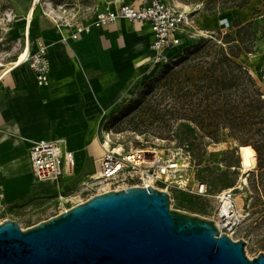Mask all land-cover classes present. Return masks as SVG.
Returning <instances> with one entry per match:
<instances>
[{
  "label": "rangeland",
  "instance_id": "1",
  "mask_svg": "<svg viewBox=\"0 0 264 264\" xmlns=\"http://www.w3.org/2000/svg\"><path fill=\"white\" fill-rule=\"evenodd\" d=\"M141 0H125L138 3ZM193 15L197 34L186 44L198 45L204 39L218 41L221 34L234 32L235 19L241 18L246 23L253 21L257 45L252 53L243 52L241 63L248 68L256 82L264 92V0H247L238 6L226 0H169ZM26 0H0V65L11 66L19 57L25 42V19L28 9H24ZM240 11L242 17L235 15ZM228 20L229 26L223 23ZM137 25L127 24L124 32L131 40ZM139 39V38H134ZM144 47L140 52V64L135 66L130 83L123 90L120 98L109 107H100L95 120L89 123V133L102 141L107 134L111 135L117 146L125 150L156 147L168 150L182 147L184 155L196 171L197 176L206 182L211 194H217L234 186L239 207L246 218L233 234L235 239L247 241L246 255L252 259L264 253V153L263 163L259 164L247 175V183L241 180L239 169L240 143L231 136L229 129L224 128L220 139L212 141L204 137L202 131L187 120L169 122L168 128L163 124V115L155 103L168 70L166 65L177 71L190 64H197L199 55L187 56L186 60L175 64L173 57L181 52L174 48L161 59L152 58L148 49V40L143 36ZM184 47V46H183ZM184 56V55H183ZM134 57L130 51L127 61ZM28 64V63H27ZM177 65V66H176ZM170 71V70H169ZM172 71V70H171ZM54 125H63L72 117L65 114L61 107L50 109ZM167 119V118H166ZM67 143V142H66ZM251 145V144H248ZM87 151V146L84 147ZM91 168L85 156L78 158L73 169V176L61 182H34L36 189L28 203L21 206H5L0 209V222L6 219L17 221L23 229L47 220L69 208L72 199L87 200L99 193L105 183L89 180ZM80 195V196H79ZM80 197V198H79ZM171 208L213 219L215 212L214 198L200 197L180 191H170Z\"/></svg>",
  "mask_w": 264,
  "mask_h": 264
},
{
  "label": "crops",
  "instance_id": "2",
  "mask_svg": "<svg viewBox=\"0 0 264 264\" xmlns=\"http://www.w3.org/2000/svg\"><path fill=\"white\" fill-rule=\"evenodd\" d=\"M142 2L26 0L23 6L28 9L25 42H29V51L36 50L40 39L47 45L50 82L39 85L27 63L15 67L0 65V209L28 203L36 189L34 182H44L35 179L31 168L29 151L34 141L65 139L66 148L75 155L70 170L74 169L78 158L85 156L91 175L94 173L97 157L91 150L84 149L89 147L92 137L89 123L95 120L100 107L115 103L130 83L135 66L142 58L143 36L148 40L151 54L149 25L126 19L94 28L77 40L62 41L57 21L66 15L58 5H73L75 10L91 17L107 4L140 5ZM239 12L235 11V15L242 17ZM127 24L137 25L131 40L124 32ZM136 37L139 39H134ZM130 51L134 57L127 61ZM56 105L72 117L60 126L54 125L50 116V109ZM71 171L66 169L58 182L73 176Z\"/></svg>",
  "mask_w": 264,
  "mask_h": 264
},
{
  "label": "water",
  "instance_id": "3",
  "mask_svg": "<svg viewBox=\"0 0 264 264\" xmlns=\"http://www.w3.org/2000/svg\"><path fill=\"white\" fill-rule=\"evenodd\" d=\"M168 191L131 186L90 196L23 229L0 222V264H264L212 219L171 208Z\"/></svg>",
  "mask_w": 264,
  "mask_h": 264
},
{
  "label": "built area",
  "instance_id": "4",
  "mask_svg": "<svg viewBox=\"0 0 264 264\" xmlns=\"http://www.w3.org/2000/svg\"><path fill=\"white\" fill-rule=\"evenodd\" d=\"M66 16L57 21L64 42L77 40L90 33L94 28L107 27L119 19L133 23H147L151 32V56L161 59L174 48H182L197 35L193 15L183 7L169 0H143L142 4L124 3L119 6L107 4L88 17L82 11L58 5ZM229 26L227 22H224ZM64 27L66 30H64ZM28 63L35 73L39 85L50 82V63L47 57V45L40 39L34 51H28L23 61ZM102 154L94 161V173L89 180L105 183L101 192L126 189L131 186L154 187L189 193L200 197L214 198L215 212L213 219L220 226V232L226 233L233 240L246 215L239 207L234 190L225 189L211 194L209 186L200 179L182 147L168 150L156 147L125 150L108 134L102 139ZM133 156V158H131ZM31 168L36 180L58 182L66 169L70 171L75 162L73 151L66 148L63 138L37 140L29 151ZM80 196V195H79ZM80 198V197H79ZM85 201L69 200L70 207ZM65 208V210L69 209ZM62 212V211H61Z\"/></svg>",
  "mask_w": 264,
  "mask_h": 264
},
{
  "label": "trees",
  "instance_id": "5",
  "mask_svg": "<svg viewBox=\"0 0 264 264\" xmlns=\"http://www.w3.org/2000/svg\"><path fill=\"white\" fill-rule=\"evenodd\" d=\"M238 6L247 0H226ZM234 32L221 34L218 41L204 39L182 47L173 58L178 64L199 55L197 64L168 70L155 103L168 128L178 120L193 122L204 137L218 141L224 128L240 145L251 144L263 163L264 92L240 57L257 45L253 21H234ZM184 55V56H183ZM189 56V57H187ZM177 66V65H176ZM170 70V71H169ZM172 70V71H171ZM264 76V69L262 71ZM167 118V119H166Z\"/></svg>",
  "mask_w": 264,
  "mask_h": 264
},
{
  "label": "bare ground",
  "instance_id": "6",
  "mask_svg": "<svg viewBox=\"0 0 264 264\" xmlns=\"http://www.w3.org/2000/svg\"><path fill=\"white\" fill-rule=\"evenodd\" d=\"M32 14H33V10L30 12L29 18L27 20L28 21L27 24L30 23ZM223 21L227 22L228 20L224 19ZM28 51H29V42L27 41V44L25 42L23 49L19 54L18 59L14 61L12 67L22 65L23 61L25 60L28 54ZM88 149L94 153L95 157H99L102 154V142L100 138L94 136L90 141ZM238 149L240 155L239 169L241 172V180L243 181V183L246 184L247 183L246 175L257 166V158H256L257 152L252 145H239ZM131 158H133V156H131ZM71 172L73 173V170ZM237 189H241V187L234 186L231 188V190H237ZM217 227L219 230L221 229L219 225H217Z\"/></svg>",
  "mask_w": 264,
  "mask_h": 264
}]
</instances>
